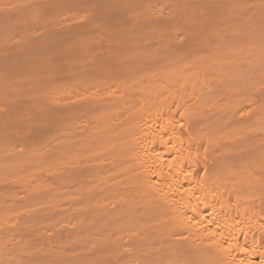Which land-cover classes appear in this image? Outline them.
I'll return each mask as SVG.
<instances>
[{
    "label": "bare ground",
    "instance_id": "1",
    "mask_svg": "<svg viewBox=\"0 0 264 264\" xmlns=\"http://www.w3.org/2000/svg\"><path fill=\"white\" fill-rule=\"evenodd\" d=\"M44 1L0 0V39L131 21L147 59L102 72L84 46L51 64L43 130L13 112L30 126L0 136V264H264V0Z\"/></svg>",
    "mask_w": 264,
    "mask_h": 264
},
{
    "label": "rangeland",
    "instance_id": "2",
    "mask_svg": "<svg viewBox=\"0 0 264 264\" xmlns=\"http://www.w3.org/2000/svg\"><path fill=\"white\" fill-rule=\"evenodd\" d=\"M47 1V0H46ZM46 1H44V2H46ZM57 1V0H56ZM43 2V3H44ZM52 3V2H51ZM107 16V15H106ZM105 16V17H106ZM104 17V16H103ZM105 17H104V19H105ZM112 17L114 18H116V16H115V14H112L111 15V18L110 19H112ZM107 18V17H106ZM104 19H102V21L104 20ZM55 20H56V22H55ZM59 20L60 19H53L52 21L53 22H55V23H53L54 25H53V27H52V29L50 28V29H48L47 31H49V32H45L44 33V31L45 30H43L42 32V34L41 33H39V35L38 34H35V33H38V32H40V30L39 29H33V30H35L34 32H32L33 30H31V29H27L28 31H24V30H26V29H22V30H19L20 31V33L22 32L23 34L24 33H26L27 32V36H28V33H29V36H31V34L32 33H34V35H35V37L34 38H32V37H28L27 38V36H26V34H24V36L22 35V34H19L18 33V30L16 31L17 32V35H22V37L24 38V37H26V39H21V37L20 36H18L17 37V35H16V32L14 33V36H13V34H11L12 35V37L10 38V36L8 35L7 36V31H5L4 33H6L5 34V38H6V36L8 37V39L6 38H3V35H2V38H3V40H1L2 41V43L0 42V73L2 72V73H4V75L1 73L0 74V86L2 85L3 86V88H0V90L2 89V91H0L1 93H0V117H4V119L3 118H1L0 119V130H1V128H2V133L0 134V136H2L1 138H4L5 136V138L7 139V138H16L17 137V133H18V135L19 134H22L23 132H25L24 130H25V127H26V129H28V127L30 126V124H28V122H27V124L25 123L26 122V116H31V114L32 113H35L34 115L36 116V118L35 117H33L34 115H32L31 117H30V120H27V121H29V122H31V121H36L37 120V117L39 118V115L41 114V110H42V108L44 107H50V104H49V99L47 98V94H46V92L47 91H45V89L46 90H48V87H50V86H48V85H50V81H48L49 80V78H46V75H50L51 74V72L53 71L52 70V67L53 66H56V64L57 63H59L60 61H61V59H63L64 61H66V60H68V59H72V58H70V57H73V59H76V58H74L75 56L76 57H81V54H82V56H83V54L85 53L84 51H82L81 49L83 48V50H86L87 51V49L84 47V46H87V48H89L88 49V51L90 50V52H89V54H86V56L85 57H87V61H89V59H90V61L92 60V62L93 61H95V62H93L94 64H96V62H98V65L99 64H102V65H100L99 67H101V69H102V72H103V70L105 69V67L107 68H109V66L110 65H112L110 68H112L115 64H116V66L117 65H119L120 67H122L123 65L124 66H126L125 68H122L121 69V71L122 70H124L123 72H128L130 69H131V66L133 65V66H135L136 67V65L138 66L140 63H142L143 61H145L144 60V58L145 59H147V51L145 50V51H142V48L144 47H146L145 45V39H144V37H143V34H144V32H142L143 30L141 29V28H139L138 27V29L136 28V30H139L138 32L139 33H137V31L133 28V27H131V30H129V27H127V26H129L130 24L129 23H131V21H122V22H120V21H117L118 19H116V21H117V23L119 24V22H120V24L122 25H117V28L118 29H120V30H115V29H117L116 28V26H114V29H113V23L110 21V22H107L108 21V18L107 19H105L104 21H106V26H107V28H108V24L109 23H111V25L109 24V26H111V28L109 27L108 29L107 28H105V26H103L104 28H102L103 30L104 29H107V30H105L104 31V33H103V31H100V29L99 28H94L95 30H93L92 31V33L89 31V30H91V29H89L88 30V33H86V31L87 30H85V32H84V29H83V31L81 30V29H78L79 27L81 28V26H76L77 28H75V32L71 29V31L69 30V31H66L65 32V29L67 30V28H65L64 29V32L63 31H61L62 29H59L60 28V26H61V28L63 27L64 28V26H62V25H60L59 26ZM77 20H80V19H75L74 21L76 22ZM113 20V19H112ZM1 21V20H0ZM81 21V20H80ZM104 21H103V23H104ZM115 21V20H114ZM82 22H84V21H81V23L79 22L78 23V21L75 23V24H82ZM87 20H85V23L87 24ZM74 23V22H73ZM115 23V22H114ZM1 24H2V22H0V31H1V29L3 30V28L6 30V27L4 26L3 27V25H5L4 24V22H3V25L1 26ZM77 24V25H78ZM86 24H84L83 26L85 27V25ZM129 24V25H128ZM114 25H116V24H114ZM6 26H8V25H6ZM55 26V27H54ZM56 26H59V27H57V29H56ZM120 28H119V27ZM124 26V27H123ZM121 27H123L122 29H121ZM69 28V27H68ZM71 28V27H70ZM74 28V27H73ZM127 28V29H126ZM8 29H10L11 31L10 32H12V28H9L8 27ZM7 29V30H8ZM77 29H78V32H77ZM101 29V30H102ZM111 29V30H110ZM132 29H134V31L132 30ZM16 30V29H15ZM29 30H31V31H29ZM79 30H81L82 31V33H80V34H78L79 33ZM124 30V31H123ZM9 31V30H8ZM14 31V30H13ZM80 31V32H81ZM95 31V32H94ZM97 31V32H96ZM132 33V34H130V32ZM2 32V31H1ZM70 33V35H68V33ZM71 32H74L75 33V35L76 34H78V35H74V36H71V35H73ZM84 32V33H83ZM90 32V33H89ZM94 32V33H93ZM128 32H129V34H128ZM137 34H136V33ZM3 33V34H4ZM31 33V34H30ZM67 33V34H66ZM85 33H86V36H85ZM100 33V34H99ZM143 33V34H142ZM1 34L2 33H0V36H1ZM9 34V33H8ZM41 34V35H40ZM57 36H56V35ZM66 34V35H65ZM91 35V38H88L89 37V35ZM96 34H98V35H101L100 37H97L96 36ZM37 35V36H36ZM51 36V41L48 39V38H46V36ZM60 37H59V36ZM65 35V36H64ZM87 35H88V37H87ZM52 36H54V38L52 37ZM56 36V37H55ZM62 36H63V38H62ZM69 36V37H68ZM126 36H128V37H126ZM132 36V37H131ZM137 36H138V40H137ZM68 37V38H67ZM83 37V38H82ZM129 37H131V39H133V40H129L130 38ZM134 37L136 38V39H134ZM140 37V38H139ZM18 38V39H17ZM20 38V39H19ZM29 38H31V39H29ZM53 38V39H52ZM56 38V39H55ZM60 40H59V39ZM62 38V39H61ZM84 38H86V40H84ZM14 39H16L17 40V43H14ZM46 39V41H45V47L42 45V43H44V41H41V40H45ZM47 39L49 40V41H47ZM142 39V40H141ZM5 40V41H4ZM13 40V41H12ZM15 40V41H16ZM144 40V42H141V41H143ZM7 41V42H6ZM41 41V42H40ZM137 42V43H134V42ZM12 42L13 44H15V45H13L12 46V43H11V45H9L8 46V44H10V43ZM41 43V44H39V43ZM80 42V43H79ZM130 42H131V46H130ZM7 44V46H5V44ZM39 44V45H37V44ZM47 43V44H46ZM69 43V44H68ZM132 43H133V45H132ZM144 43V46H142V44ZM2 44H3V46H5L4 48H3V46H2ZM138 46H137V45ZM68 45V46H67ZM134 45H135V47H134ZM42 46L44 47L43 49H42ZM71 46V47H70ZM91 46V47H90ZM142 46V48L140 49V47ZM39 50H37L36 48ZM39 47L41 48V49H39ZM67 49H65V48ZM94 47V48H93ZM35 50H34V49ZM132 48V49H131ZM143 48V49H144ZM69 49V50H68ZM70 49H71V51H70ZM75 49V50H74ZM76 49H79V50H76ZM96 49V50H95ZM145 49H147V48H145ZM30 50H34L35 52L36 51H38L40 54H39V56H38V53H35V52H30ZM61 50V51H60ZM73 50V51H72ZM99 51L100 52V54H99V52H96V51ZM101 50L103 51L102 52V54H101ZM131 50V51H130ZM135 50H137V53H139V51L141 52V53H139V54H136V52H134ZM60 51V52H59ZM80 53H79V52ZM109 51V52H108ZM111 51H113V53L111 52ZM5 52H7V54L5 53ZM30 52V53H29ZM53 52V53H52ZM55 52V53H54ZM84 52V53H83ZM93 52H96V54H95V56H93L94 54H93ZM108 52V53H107ZM146 52V53H145ZM26 53H28V55L26 54ZM32 53V54H31ZM57 53V54H56ZM60 53V54H59ZM88 53V52H87ZM93 55H92V54ZM98 53V54H97ZM116 55H115V54ZM135 53V54H134ZM143 53V54H142ZM33 54H34V56H33ZM68 54V55H67ZM112 54H114V56L112 57ZM132 54V55H131ZM140 54H142V55H140ZM26 55H27V57H26ZM31 55V56H30ZM36 55V56H35ZM49 55V56H48ZM52 55V56H51ZM62 56V58H60L61 56ZM65 57H64V56ZM80 55V56H79ZM100 56V58L99 57H96V56ZM103 55V56H102ZM106 55H107V57H106ZM129 55H131L132 56V58H131V56H129ZM135 55V56H134ZM146 55V56H145ZM42 56V57H41ZM88 56H91V58H89ZM95 58H93V57ZM103 58H102V57ZM119 56V57H118ZM134 56V57H133ZM139 56H143V57H141V58H139ZM145 56V57H144ZM26 57V58H25ZM66 59H64V58ZM124 57V58H123ZM130 57V58H129ZM137 57V58H136ZM32 58L34 59V61L32 62V61H30V60H32ZM111 58V59H110ZM115 58H116V60H115ZM135 58H136V60H135ZM36 59V60H35ZM51 59H53V60H51ZM79 59V58H78ZM94 59V60H93ZM98 59V60H97ZM100 59H101V61H100ZM122 59V60H121ZM125 59H129V60H125ZM58 60H59V62H58ZM105 60V61H104ZM112 60V62H111V64H109V66L108 65H106L105 63H110V61ZM116 61L117 63H115V62H113V61ZM120 60V61H119ZM135 60V61H134ZM137 60H140V61H137ZM143 60V61H142ZM89 61V62H90ZM119 61V62H118ZM121 61H124V62H121ZM128 61V62H127ZM38 62H40V63H38ZM49 62V63H48ZM89 62H86V63H88L89 64ZM138 62H139V64H138ZM61 63V62H60ZM121 63V64H120ZM125 63V64H124ZM127 63H129V65L127 64ZM132 63H134V64H132ZM136 63V64H135ZM37 64V65H36ZM53 66H52V65ZM55 64V65H54ZM114 64V65H113ZM144 64V62L142 63V64H140L139 65V67L138 68H136V70H140L141 69V65H143ZM92 65V64H91ZM46 66V67H45ZM89 66H90V64H89ZM132 66V69H134L135 67H133ZM38 67H39V69H38ZM57 67H58V64H57ZM93 67V66H92ZM91 67V68H92ZM104 67V68H103ZM115 67V66H114ZM113 67V68H114ZM120 67H118L117 69H115V70H113V71H116V70H119L120 71ZM42 68H43V70H42ZM94 68H96V67H93V69ZM38 69V70H37ZM46 69H47V72H46ZM100 69V68H99ZM126 69V70H125ZM38 72H37V71ZM40 70H42V72H39ZM112 70H109V71H112ZM135 70V69H134ZM104 71H108L107 69L106 70H104ZM37 72V73H36ZM35 73H36V75H35ZM38 73H40V74H38ZM23 74H26V75H23ZM29 74L31 75V78L32 79H30V78H26V77H30L29 76ZM41 74H43L42 75V78H40L41 77ZM3 75V76H2ZM5 75H6V77H5ZM18 75V76H17ZM19 75H20V79H19ZM21 75H22V77H21ZM40 75V76H39ZM24 76V77H23ZM33 76V77H32ZM47 76V77H48ZM17 77V78H16ZM36 77H38V78H36V80H34ZM4 78V79H3ZM16 79V81H15V79ZM26 78V79H25ZM5 81V82H3V80ZM6 79V80H5ZM17 79H18V81H17ZM27 79H28V82L26 83V81H27ZM44 81L43 83L45 84V85H43V83L42 84H40L42 81ZM21 80H23V81H21ZM26 80V81H25ZM34 80V81H33ZM47 80V82H45ZM20 81V82H19ZM30 81H32V82H34V85H32L33 83H31ZM39 81V84L40 85H38L36 82H38ZM2 82V83H1ZM19 82V83H18ZM30 82V83H29ZM24 83V84H23ZM48 83V84H47ZM22 84V85H21ZM31 84V88L33 89H31L30 88V85ZM36 84V85H35ZM24 85H28V87L26 88V90H24L25 89V86ZM1 86V87H2ZM6 87V89H5V87ZM24 87V89L22 88H19V89H21V90H18V91H14V90H17L16 88L17 87ZM36 86V87H35ZM40 86H41V88H40ZM35 87V88H34ZM38 87H39V89H38ZM5 89V90H4ZM14 89V90H13ZM4 90V91H3ZM29 90H31V91H29ZM34 90H35V92H36V94H39L38 93V91H40L41 93L42 92H44V93H42V94H46V95H44V96H42L41 97V99H39V98H37L36 97V99L38 100L39 99V101L37 102V100L35 101L37 104L35 105V106H33V100H32V107L30 106L31 104V99H33L34 97H35V94H33L34 96H33V98H30L31 96L30 95H32L31 93L33 92L34 93ZM42 90V91H41ZM6 91V92H5ZM13 91V92H12ZM19 91H21L23 94H25V95H27V96H25V95H23L21 92H20V94H19ZM24 91V92H23ZM25 91H29V92H31V93H29L28 92V94L25 92ZM4 92V93H3ZM16 92L19 94V96H18V94H16ZM2 93H3V96H1L2 95ZM6 93V94H5ZM21 94H22V96H24V97H22L21 96ZM5 96V97H4ZM19 97H21L20 99L22 100H19ZM45 97H46V100H45ZM4 98V99H3ZM30 99V103H29V99ZM44 98V99H43ZM23 99H25L24 101H23ZM2 100H4L2 103H4V105L1 103V101ZM27 101V102H26ZM41 101V103H40V105L38 104L39 102ZM43 101L45 102V103H43ZM47 101V102H46ZM18 102L19 103H24V105H20V106H18L17 104H18ZM27 103V104H26ZM16 104V106H14ZM26 104V105H25ZM42 104V105H41ZM9 107H8V106ZM29 105V106H28ZM48 105V106H47ZM5 106V107H4ZM22 106V107H21ZM11 107V108H10ZM13 107L15 108V110L16 111H13ZM18 107H21V109L20 108H18ZM29 107V108H28ZM30 107H31V109H30ZM4 108H6L5 109V111L8 113L9 112V110L10 109H12V110H10V114H9V116L7 115V113L4 111ZM29 109V111L31 110V114L29 113V111L27 110V109ZM32 108L34 109V111L32 110ZM38 109V110H36V109ZM1 109H2V111H1ZM8 109V110H7ZM22 109H24V111H28V113H27V115L25 116V113L23 114V115H21L22 116V118L23 119H21V121L23 122H21L20 123V117H19V119H17V115H15L14 113L16 112L17 114H18V112H19V110H22ZM39 109H41V110H39ZM41 111V112H40ZM43 111H45V112H42V114H41V116H43V117H46V119L45 120H47V117H48V113H47V109H43ZM2 112V113H1ZM14 112V113H13ZM40 112V113H39ZM5 113V114H4ZM12 113H13V115H15L16 116V119H17V122L15 121L16 119H11L12 117L14 118V116H12ZM37 113V114H36ZM44 114H46L45 116H44ZM3 115H5V116H3ZM12 116V117H11ZM6 117H11V118H9V120H8V118H6ZM25 117V118H24ZM33 117V118H32ZM28 119V118H27ZM31 119H34V120H31ZM41 119V120H40ZM40 119H38L39 121H41V123L39 124V125H37V123L38 122H34V123H32L31 124V127H34V125H37V126H39V130H43L42 129V126L44 125V127L43 128H45V125H46V123L44 124V121L45 120H43V118H40ZM19 120V121H18ZM37 120V121H38ZM9 121H11L10 123H12V122H15V124H13L12 123V125L9 123ZM46 122V121H45ZM10 125H9V124ZM22 124H25V127H24V125L22 126ZM17 125V126H16ZM20 125V126H19ZM33 125V126H32ZM16 126V127H15ZM37 126L34 128V129H36V130H38V128H37ZM5 128H6V130H5ZM33 129V128H32ZM5 132H4V131ZM7 131H9V135H8V133H7ZM14 133V134H13ZM6 134V135H5ZM5 135V136H4ZM14 135H16V136H14ZM9 138V139H10ZM5 140V139H4ZM1 154H3V152L1 153ZM4 154H6V152H4ZM6 159V158H5ZM5 159H0V160H5ZM8 159V158H7Z\"/></svg>",
    "mask_w": 264,
    "mask_h": 264
}]
</instances>
